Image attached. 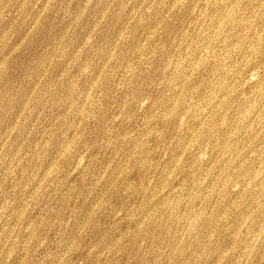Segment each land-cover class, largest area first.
<instances>
[{
    "label": "rangeland",
    "instance_id": "1",
    "mask_svg": "<svg viewBox=\"0 0 264 264\" xmlns=\"http://www.w3.org/2000/svg\"><path fill=\"white\" fill-rule=\"evenodd\" d=\"M0 264H264V0H0Z\"/></svg>",
    "mask_w": 264,
    "mask_h": 264
}]
</instances>
